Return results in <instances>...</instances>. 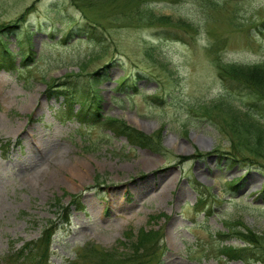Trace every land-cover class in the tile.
Returning <instances> with one entry per match:
<instances>
[{
    "label": "rangeland",
    "instance_id": "1",
    "mask_svg": "<svg viewBox=\"0 0 264 264\" xmlns=\"http://www.w3.org/2000/svg\"><path fill=\"white\" fill-rule=\"evenodd\" d=\"M214 1L0 0V40L17 62L0 68V264H33L20 249L50 220L48 264L132 254L142 230L160 237L150 264H264V147L214 107L247 110L217 64L264 63V0ZM141 4L198 30L143 23ZM63 89L76 108L99 95L92 109L152 142L131 143L119 123H80Z\"/></svg>",
    "mask_w": 264,
    "mask_h": 264
},
{
    "label": "trees",
    "instance_id": "2",
    "mask_svg": "<svg viewBox=\"0 0 264 264\" xmlns=\"http://www.w3.org/2000/svg\"><path fill=\"white\" fill-rule=\"evenodd\" d=\"M210 4L214 6L219 5L214 0H208ZM139 16L137 19L143 23L154 25L156 23L159 24H170L175 23V25L183 26L192 30H198V27L194 25L192 22H188L185 20H175L171 21L172 17L167 15H158L155 14L151 8H148V5L141 4L137 7L135 11V15ZM26 14L22 16L24 18ZM264 27V21L262 23ZM10 27V26H8ZM78 32L87 34L89 33L88 29L79 28ZM92 37H96V34L93 32ZM14 54L11 50L5 46L4 42L0 40V68L15 70L17 67L16 59L13 57ZM218 68L220 69L221 75L225 80H236L241 83L242 89L244 88L243 94L249 98L247 102H242L244 106H246L247 110L240 109L236 107L234 104L230 102H219L214 105V107H221L223 111L229 113L231 126L238 129V131H243L247 133L254 140L256 139L259 145L264 147V129L261 125V121L257 119V115L259 114L261 117L264 116V63L257 64H240V63H225L218 62ZM70 92L68 90H60V93H57L58 96L63 97L65 99L64 108L69 111L71 117H75L81 123L90 124L92 122H101L108 121L110 125L119 123L118 128H115V133L120 136H125L128 140L139 146H148L150 142H152V138L142 131L126 125L124 122L114 118L107 117L105 118L103 114H101L100 109H92L94 106L93 101H100L101 97L97 94L93 95V101L80 103L79 108L73 107L75 102L73 101V96H68ZM252 94V95H251ZM250 97L252 98L250 100ZM205 111H210L208 106H204ZM256 113H255V112ZM261 147V148H262ZM235 187V186H234ZM76 201V200H75ZM58 202V201H56ZM78 205V203H77ZM70 213L69 210L63 211L60 213V220L69 221ZM57 229L56 221H49V224L45 227L40 235L39 239L27 241L23 247L20 249V252L29 259V261L33 262V264H48L50 256V249L52 243V236L55 234V230ZM230 229V228H229ZM248 233H253V231L249 230ZM248 233H244L242 231L239 234L245 235L249 238V240H253L252 237H255L254 234L248 235ZM132 233H126V235L130 236ZM141 234V235H140ZM139 237L137 241L131 242L133 253L125 254L122 257V254L117 257V254L108 252L101 259V264H104V260L106 257V264H123L126 262L132 264H150L156 257H158L157 250L159 249V239L157 231H140ZM248 240V243H249ZM221 247V253L227 258L238 259L244 258L247 259V251L248 247H233V246H225ZM143 249V253L140 250ZM94 251L95 253H91L93 257H96L97 249L91 247L89 251ZM103 250V249H101ZM112 252V251H111ZM92 260V259H91ZM94 264V260L93 263Z\"/></svg>",
    "mask_w": 264,
    "mask_h": 264
},
{
    "label": "bare ground",
    "instance_id": "3",
    "mask_svg": "<svg viewBox=\"0 0 264 264\" xmlns=\"http://www.w3.org/2000/svg\"><path fill=\"white\" fill-rule=\"evenodd\" d=\"M204 140V139H203ZM80 166H84V164L82 162L79 163ZM85 167V166H84Z\"/></svg>",
    "mask_w": 264,
    "mask_h": 264
}]
</instances>
